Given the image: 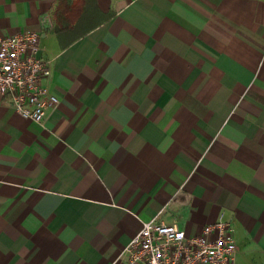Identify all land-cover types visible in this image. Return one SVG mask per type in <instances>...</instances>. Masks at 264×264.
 Segmentation results:
<instances>
[{"label":"crops","instance_id":"crops-1","mask_svg":"<svg viewBox=\"0 0 264 264\" xmlns=\"http://www.w3.org/2000/svg\"><path fill=\"white\" fill-rule=\"evenodd\" d=\"M58 3L0 0L60 99L36 121L0 98V264H117L152 218L230 221L264 264V0H85L62 35Z\"/></svg>","mask_w":264,"mask_h":264},{"label":"built area","instance_id":"built-area-1","mask_svg":"<svg viewBox=\"0 0 264 264\" xmlns=\"http://www.w3.org/2000/svg\"><path fill=\"white\" fill-rule=\"evenodd\" d=\"M51 73L37 31L0 35V98L9 97L22 116L41 121L60 102L45 84ZM237 252L230 221L220 219L190 235L177 221L152 218L126 244L117 264H236Z\"/></svg>","mask_w":264,"mask_h":264},{"label":"trees","instance_id":"trees-1","mask_svg":"<svg viewBox=\"0 0 264 264\" xmlns=\"http://www.w3.org/2000/svg\"><path fill=\"white\" fill-rule=\"evenodd\" d=\"M85 0H59L55 10L56 31L59 35L64 34V31L72 30L74 19L84 18ZM91 27L83 29V32L90 30Z\"/></svg>","mask_w":264,"mask_h":264}]
</instances>
